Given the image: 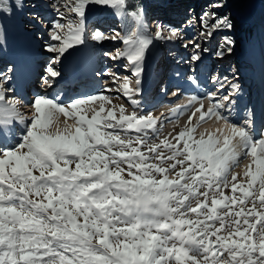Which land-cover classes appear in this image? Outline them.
Segmentation results:
<instances>
[{
    "label": "snow or ice",
    "instance_id": "1",
    "mask_svg": "<svg viewBox=\"0 0 264 264\" xmlns=\"http://www.w3.org/2000/svg\"><path fill=\"white\" fill-rule=\"evenodd\" d=\"M225 6L222 0L210 5ZM51 7L60 20L51 24L49 37L59 44L46 48L57 54L46 68L49 86L51 78L61 75L53 65L88 40L85 20L92 7L134 24L124 35L116 31L110 37L123 42L110 59L126 61L135 78L136 87L125 77L119 89L133 106L138 107L133 97L140 93L150 47L156 41L184 39L179 29L161 23L149 34L143 10H129L128 0H53ZM232 27L228 17L205 12L199 35L209 42ZM106 38L98 30L91 36L94 41ZM234 44L225 39L228 53ZM189 46L188 63L194 65L208 49L195 41L183 45ZM215 55L223 57L224 52ZM187 79L197 83L193 75ZM212 80L218 90L225 87L217 77ZM229 86L232 91L222 97L210 93L206 109L192 97L174 111L179 115L198 102L193 113L198 123L225 121L223 140L212 135L193 139V128L187 127L174 143L167 138L149 143L150 132L158 131L151 114L126 115L121 106L118 117L112 108L102 116L105 102L111 103L103 95L68 104L59 96H37L28 118L19 111L15 90L0 79V140L6 133L14 136L15 125H23L17 145L0 149V264H264V131L256 139L250 121L238 126L222 115L238 91L235 84ZM95 100L100 101L99 111L91 118L82 115L80 106ZM61 113L75 119V131L46 134ZM242 158H250V164L246 184L238 185L237 176L229 180V173ZM229 186L231 195L225 194Z\"/></svg>",
    "mask_w": 264,
    "mask_h": 264
},
{
    "label": "rangeland",
    "instance_id": "2",
    "mask_svg": "<svg viewBox=\"0 0 264 264\" xmlns=\"http://www.w3.org/2000/svg\"><path fill=\"white\" fill-rule=\"evenodd\" d=\"M243 1H244V4L242 5V7L239 11H236L235 9H232V8H227L226 6L223 8H219V9H213L210 7V5L213 2H215V0H199V1H197L198 7L196 9H193V10H189V5H188L189 0H166V1H163L162 3H158V4L156 2H153V3H150V8H151V11L153 14V18L165 16L166 18H174L175 20H179L180 18H183V19L187 18V15L189 16L191 14L192 15L194 14V16L197 17V22H198L199 26H200V17L203 16V14L205 12H209V13L215 12L216 15L219 17H225V16L228 17L229 20L231 21V23L233 24L232 29H230V30L224 29L222 31L215 33L213 38L209 42H205L201 37L199 38L198 41H195V42L199 43V44L202 42L203 48H201V49H204V48L208 49L207 52H202L201 55H203V57H204V55L210 56V58H212L210 63H212V60H216V59L220 58V57H217L215 55V53L217 51H223L224 57L226 56L230 59H232V58L236 59V57H237L236 53H241V54L243 53V54H245L244 56H249V54L252 53L253 58H251L250 61L252 62V59H253V61H255V63L253 64V66H254V65H256V62H257V60H256L257 54L261 50L262 52H260V53H262L261 54L262 59L258 63V65L252 67V66H247V64L244 63L243 61L241 62L242 65L247 66L248 70H250L249 72H252L254 70V74H253L254 78H252V79L254 81L253 83L255 84L256 81L258 80V78L263 74L262 70H258V68L261 67L260 65L264 64V53H263L264 52V43H263L264 42V24L257 25L253 21L252 16L250 17V14H249L250 11H249L248 15H246L245 13H246V9H247L246 4L248 1L252 2L251 6H250V9H251V7L253 6V4L255 2L259 3V5H261L264 8V0H261V2H258L256 0H243ZM225 4L228 5L227 3H225ZM195 10H197V11H195ZM100 11H102V10L99 7H92L89 9V11L87 13V18L85 20V30H86V33L89 37L88 40L83 45H78V46H75L73 49H69L68 52H66L65 55L61 58V62L62 61L67 62V66H70V65L72 66L73 64L71 62L74 61V63H75L76 61L79 62V60H83L79 64H85V63L90 64L89 59H91V58H93L94 60H96V58H99V59L101 58V59L106 60V58H104V53H109V56H110V55L115 53L116 49L123 48V42L122 41H114L110 37L113 35L112 33H114V31L117 30V27H119L121 29V30H119V32L122 35H124L127 31H129V29H128L129 26L127 25V27H126L125 24L124 25L120 24L118 19H116L114 16L106 17V19L99 17ZM0 12L3 13L2 15H0V52H2V54H0V67H1L0 71L1 70L3 71V69H5L7 66L9 67V69H11L10 68L11 66H9L10 63H8V62H10L9 59L11 60V58H9L10 56H8V52L9 53H15V52L19 51L21 49V47L23 48V40L26 41L25 37L28 36L27 35L28 33L26 34V30L28 29L29 23H26L24 21V19H21V17H20L21 15L19 14L16 17V20L14 22H12L14 25L11 26L10 23L8 22V20L6 19L5 15H4L5 10H2V8H0ZM28 18H32V16L28 17ZM63 22H65V21H63ZM180 22H182V21H180ZM23 23H24V25H22ZM105 28H108V30L105 31ZM97 30L103 36H105L107 38L103 39L101 41L92 40L91 36L93 34H95V32ZM196 34H198V32ZM36 35L31 34V37L28 36L29 37V39H27L28 44L32 45V42H34L32 46L37 45L39 49H42V48L46 49L47 45H46L45 41H44L45 42L44 43L43 40H41L40 45L34 41L36 39V37L38 39H40V37H41L38 34H36ZM223 37H224V39H223ZM226 37L235 41L232 53L227 52V47L225 46V38ZM17 40L18 41L20 40V41L18 42ZM13 41H16V43L11 45V42H13ZM52 44H59V41H53ZM12 47H13V49H12ZM18 47H20V48H18ZM154 51L155 50H153V49L151 50V47H150V50L146 54V60L144 62V70H143L142 75H141L140 85H144L146 83L145 81L147 79H149L150 70H148L149 68H147L149 61H151L153 57L155 58V59L153 58V60L151 61V64H152L151 67L156 66L159 62V58H160L159 54L154 56V53H153ZM3 53H4L5 57H3ZM50 54H51L50 55L51 60H54V57L56 56V54L54 52L50 53ZM184 58L186 59L187 57H184ZM77 59H79V60H77ZM96 61H98V60H96ZM78 62H76V63H78ZM163 62L165 64L168 63V61H166V60H164ZM15 63H17V66L16 65L14 66V69L16 71V68H19L20 61L19 62L17 61ZM186 63H187V61H186ZM73 66H75V65H73ZM83 66L86 67V65H83ZM56 68H58V64H56ZM82 71H83V68L79 67L78 69L74 70L73 73L78 78V76L82 73ZM88 81L90 83L94 82L93 80L90 79V77H89ZM99 82H101V81H99ZM157 87L158 86L155 87L152 85V87L149 90L148 95L144 94L143 96H140L139 98H137V97L134 98L138 104V107L136 106V108H137L136 111L137 110L142 111L139 114H143V115L147 114L148 111L144 110L145 107H147V102H149V101L160 102L163 100L162 97H160L159 99L156 100V98H154L152 96L153 95L152 89L155 88V90H156ZM107 89L108 88L103 89V91L98 94V96L103 95L105 97H108L109 100L111 101V103L105 102V105H104L105 111L102 112L101 115L102 116L106 115L108 108H112L115 115L118 117L119 116V108L121 106H119V104L117 102H115L114 100H112L110 98L111 95H110V92L107 91ZM260 94H261V92H260ZM33 101H34V99L30 100V104L27 107V111L29 110L28 111L29 113L24 111L26 109H24L20 103L19 111L25 117H28L30 115L28 117V118H30L32 116L33 109L30 107V105L32 104ZM199 101H201V100H199ZM256 104H257V101H256ZM256 104H255V106H256ZM91 106L95 109V111H96V108L99 111L100 101L95 100V101L90 102V105L89 104L88 105L87 104L81 105L80 106V108L82 109L81 114L86 115L88 118H91V116L94 114L93 112H90L89 107H91ZM117 112H118V114H117ZM75 124H76V121L74 118L65 117L61 113L58 115V117L51 124L48 125L47 129H45V133L46 134H48V133L54 134L53 131H55V134L57 132H60L62 134L68 135V134L75 131ZM263 125H264V120H263ZM18 126H19L18 129H23V125H16L15 128H17ZM70 126H72V127H70ZM262 131H264V128L261 130V132ZM20 134L21 133L14 135L13 140H12L13 141V147H15L17 145V143L19 141ZM131 134L133 136L136 135L134 132ZM176 134H178V133H176ZM10 137H11V134H10ZM123 138L127 139L126 136ZM259 138H260V136L256 137V139H259ZM156 140L157 139H154V138L151 139L150 138L148 142L149 143H156ZM249 164H250V158H248V162L246 164H243V165L240 164L241 165L240 167L239 166L235 167V170L237 173L234 175H236L238 178V185H239V183H245L246 184L247 178L244 176V173L247 170V166ZM252 168L254 169L255 165H252ZM122 175H124L127 178L126 173H122ZM229 178H230V176H229ZM225 194H227V195L232 194L231 193V187H229L228 189H225ZM236 194L239 195V192H237ZM193 205H194V202H193Z\"/></svg>",
    "mask_w": 264,
    "mask_h": 264
},
{
    "label": "bare ground",
    "instance_id": "3",
    "mask_svg": "<svg viewBox=\"0 0 264 264\" xmlns=\"http://www.w3.org/2000/svg\"><path fill=\"white\" fill-rule=\"evenodd\" d=\"M251 4H252V2H250V1H248L247 2V4H246V15H248V13H249V9H250V6H251ZM23 14H29V13H26V12H24ZM21 17V19H24L22 16H20ZM28 26H29V24H28ZM17 34V33H16ZM21 35V34H20ZM16 36V35H15ZM26 36V35H25ZM30 37H31V35H30ZM20 39V38H19ZM27 39H29V37L28 36H26V41L25 40H23V48L21 47V49L19 50V51H17V52H15V53H9L8 52V56H10L9 58H11L13 61H20V69H21V71H23L24 69H25V67H26V64H25V61H27L28 60V55H27V53L30 55V53H32L33 52V49H32V45H33V43L34 42H32V45H30V44H28V41H27ZM18 41V40H17ZM20 41V40H19ZM18 41V42H19ZM159 41H156V42H154V44L151 46L152 47V49L153 50H155L156 49V47H157V43H158ZM16 43V41H13V42H11V45H13V44H15ZM21 43V42H20ZM10 44V43H9ZM19 46V45H18ZM20 47H18V48H20ZM9 49V48H8ZM12 49H13V47H12ZM15 50V49H14ZM6 52V51H5ZM4 52V53H5ZM11 52V51H10ZM151 57V56H150ZM152 58V57H151ZM202 58H203V56H202ZM63 60V59H62ZM77 60H79V59H77ZM6 61V60H5ZM13 61L10 63V62H8V63H10L9 64V66H11V64L13 63ZM83 60H79V62L78 61H76V62H78V63H74V61L73 62H71L73 65H75V67L74 68H70L69 69V67L67 66V63L65 64V66H66V70L69 72V71H74L75 70V68L76 67H79L78 66V64L79 63H81ZM63 62V61H62ZM97 62V61H96ZM150 62V61H149ZM72 65V66H73ZM83 65H85V64H83ZM17 66V65H16ZM11 68V67H10ZM16 68V67H15ZM12 72H13V70H12ZM9 73H10V71H9ZM147 73V72H146ZM20 74H22L21 72H20ZM18 75L16 78H15V80H17V82L19 83V81H20V79H21V75ZM256 74V73H255ZM4 75H6V74H4ZM146 75V74H145ZM144 75V76H145ZM254 78V77H253ZM148 80V79H147ZM146 82V81H145ZM254 82V81H253ZM143 86V85H142ZM261 88L262 89H264V78H261ZM140 89H141V87H140ZM210 93H213V92H210ZM210 93H208V95L210 94ZM260 93V92H259ZM217 96V95H216ZM139 98L138 97V95H136V96H134L133 97V99L134 98ZM179 96H177L176 98H178ZM186 96L184 95V96H182V98H181V100L179 101V103H181V102H183V101H185V103H186V105L189 103V101L191 100V98H185ZM198 97H200V95L198 96ZM198 97H197V101H198ZM221 97V96H220ZM217 98H219L218 96H217ZM262 98V97H261ZM203 99H204V97H203ZM204 101V106H205V109L207 108V106L209 105V103H210V101L208 100V99H206V100H203ZM198 103V102H197ZM197 103H193L192 104V106L190 107V108H188L186 111H183L182 113H180V114H182V117H184V119L185 118H187V116H188V113L190 112V111H192L193 110V113L195 112V109H196V107H197ZM263 103H262V101H261V99L259 100V102H258V104H257V111H260V112H263L264 111V106L262 105ZM185 106V105H184ZM183 106V107H184ZM183 107H181V106H178V107H176V109L177 108H183ZM224 111H225V108L223 109ZM174 111H175V109H170V110H168V111H166V112H161L156 118H157V120H158V126L162 129V128H164V127H166V117H165V115L167 116V118H168V116H169V114H172L174 117H178L179 115H174ZM26 114V113H25ZM226 114V113H225ZM260 114L261 113H259V112H257V114H256V116L257 117H259L260 116ZM30 116V115H29ZM28 116V117H29ZM159 117V118H158ZM165 117V118H164ZM194 117L195 118H198V116H196V115H194ZM248 117H243L242 118V124H245L246 125V122H249V119H247ZM196 121H198V120H196ZM228 122H230V123H233V124H236L235 122H232L231 120H228ZM197 123V132H196V134H197V138H200L201 136H203V137H205V139H207L208 138V136L209 135H212L213 136V138H219V139H221V140H223V135H226L227 134V128H226V124H225V121H223V120H219V121H217L215 118H210V119H206V121H204V122H196ZM236 125H238L239 126V124H236ZM252 125V123L250 122V126ZM16 126V125H15ZM167 127H169V125H167ZM19 128V127H18ZM258 131H254V136H257L258 135ZM207 134V135H206ZM7 137H9L10 138V134H8L7 135ZM248 162V158H242V160H241V162L239 163V167L241 166L240 164H246ZM237 172H236V170H235V167L231 170V172L229 173V176H232V175H234V174H236Z\"/></svg>",
    "mask_w": 264,
    "mask_h": 264
},
{
    "label": "trees",
    "instance_id": "4",
    "mask_svg": "<svg viewBox=\"0 0 264 264\" xmlns=\"http://www.w3.org/2000/svg\"><path fill=\"white\" fill-rule=\"evenodd\" d=\"M223 3H228L229 6L236 9V11L241 8L242 1L241 0H222ZM129 3V10H133L136 7H139L141 9L145 8V4L147 3V0H128ZM0 6L5 7L9 6L5 1L0 0ZM253 14L257 17H262V10L256 7L253 11Z\"/></svg>",
    "mask_w": 264,
    "mask_h": 264
}]
</instances>
